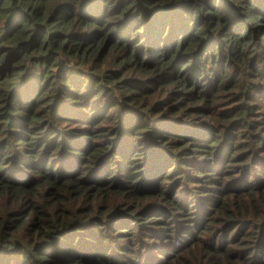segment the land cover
I'll return each mask as SVG.
<instances>
[{"label": "trees", "instance_id": "16d2710c", "mask_svg": "<svg viewBox=\"0 0 264 264\" xmlns=\"http://www.w3.org/2000/svg\"><path fill=\"white\" fill-rule=\"evenodd\" d=\"M0 264H264V0H0Z\"/></svg>", "mask_w": 264, "mask_h": 264}, {"label": "rangeland", "instance_id": "374dc122", "mask_svg": "<svg viewBox=\"0 0 264 264\" xmlns=\"http://www.w3.org/2000/svg\"><path fill=\"white\" fill-rule=\"evenodd\" d=\"M153 82H156V81L148 80V82H146V83H148L149 85H153ZM135 83H137V82H135ZM153 89H155L154 90L155 92L152 94L151 105H153L155 101L160 100V99H162V101H165V105H166L165 106L166 107L165 113L162 114V116H161V114H158L157 117L162 118V119H166L168 122H173V119H174V117L176 115L173 114L172 110H170L169 108L170 107H174L173 109H176L177 106H175V101L170 102V101L166 100V98L168 97V92L171 91V88L170 87H166V86L162 85L161 83H157L154 86V88H152V90ZM78 116H81V113L76 114V117H78ZM77 119H78L77 121H79V118H77ZM189 122H190V126H191L192 129L199 130V128L197 127V125H199L198 121L194 120V117L189 119ZM80 123L81 122H76V124H74V125L78 126ZM149 184H151V183H149ZM161 186H164L165 190H167L166 192L172 190V187L168 186L167 183H162ZM170 221H172V220H170ZM162 225L165 226V224H162ZM164 231L167 232V230L165 228H160L159 230L156 231L157 232L155 234L156 238H153L152 237L153 234H151V236L149 238H146V239L159 241V242H156V244L154 245V247H158V243L163 242L164 240H167V238L169 237L166 234V232L164 233ZM146 233H151V231L147 230ZM181 235H186V234L182 233V234H180L178 236H173L172 238H170L168 240L167 243H165V245L167 246V244L170 245V243H171V247L175 248L177 246V244H178L177 243V238L178 237H180L182 239V242L180 244L181 245L184 244L187 241L188 236L182 237ZM150 254L151 253H147L146 257L145 256H141V260H144V261L150 260V258H149ZM143 257H145V258L143 259ZM161 258H163V257H161Z\"/></svg>", "mask_w": 264, "mask_h": 264}]
</instances>
